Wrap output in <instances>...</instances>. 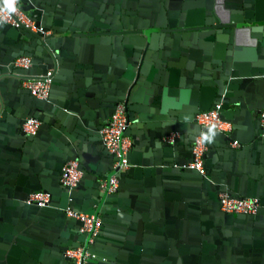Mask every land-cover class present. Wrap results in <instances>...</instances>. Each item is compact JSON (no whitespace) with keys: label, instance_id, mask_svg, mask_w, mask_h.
<instances>
[{"label":"crops","instance_id":"1","mask_svg":"<svg viewBox=\"0 0 264 264\" xmlns=\"http://www.w3.org/2000/svg\"><path fill=\"white\" fill-rule=\"evenodd\" d=\"M31 3L47 30L61 35L50 42L59 61L52 96L67 111L19 91L8 63L24 49L39 57L46 51L34 37L5 28L0 264H71L63 247L78 240L75 222L53 209L32 215L14 201L40 177L44 161L56 169L67 153L82 157L90 171L84 190L93 193V175L110 165L95 128L127 93L136 166L97 212L104 232L93 264H264V219L221 213L213 185L160 167L187 158L199 130L194 113L210 108L233 76L228 116L236 117L242 146L231 148L224 135L206 131L212 137L207 164L217 183L264 197V140L255 135L264 107V81L256 78L264 76V0H28L25 7ZM249 20H259L261 29L233 26ZM29 114L42 117L44 126L26 142L18 119ZM173 127L184 138L162 145L160 136Z\"/></svg>","mask_w":264,"mask_h":264},{"label":"water","instance_id":"2","mask_svg":"<svg viewBox=\"0 0 264 264\" xmlns=\"http://www.w3.org/2000/svg\"><path fill=\"white\" fill-rule=\"evenodd\" d=\"M26 2H28V0H21L22 9L25 10L31 16V18L36 21L37 24L42 25L44 27V29L47 30L48 27L43 23V21L37 15V13L40 12V8L34 3L33 4L31 3V7L26 8L25 7ZM29 9H31L32 11H29ZM257 22H259V20H257V21L249 20V21L234 23L233 26H235V27L243 26V27H247L251 31H257V30H260L261 26H262L261 23L259 24ZM5 28H8L9 31H15V32L23 33V35H25V37H27V38L34 37L35 39H37V42H39L41 44V46L46 51V54L44 53L43 56L39 57L33 48L24 49V50H21L19 53H17V55L13 59H11V61L8 63V69L10 71H14V73H17V76L19 78V91L24 94V97H26L27 99H29L31 101H34V103L42 102V103L49 105L50 107H53L56 110L67 111L66 107L60 103H57L53 99V96H52L53 88H54V84H55V80H56V75H57V71H58L59 61H58V55L55 54V51L53 50V47L50 44V42L52 39H54L56 37L57 38L61 37V35L56 33V31L50 32L49 34H44L41 32H34V31L30 30L29 28L24 27V26L16 27V26H13V25L5 23V22H0V33ZM20 55H28L32 58V65L29 68H20V67H16L14 65L15 58L20 56ZM48 71H51V77H52V84L50 87V93H49L48 98H46V99L38 98V97L32 95L30 93V91L22 85L23 80H25L27 78L43 77V76L47 75ZM256 78H262L261 81H264V76H260V77H256ZM234 79L235 78H233V76H228V78L226 79V82L224 83L226 88L224 90L218 91V93L215 97V101H214L213 105L211 106V107H213L216 103H221V108H220L221 117L232 123V130L230 132H224V131H220V130H217V129H214L211 127H207V126H203V125L198 124L195 120V116L200 111L199 110L196 111L194 113L193 121H194L195 125H197L199 130L191 140L190 153L188 154L187 158L181 162L174 161L173 163H162L160 165V167L162 169L164 167L171 168L174 171H177L178 173H182L183 175L194 176V177L200 179L201 181H203L205 183H209V184L213 185L215 187V193H216L217 201H218V208L217 209L221 213L229 215L232 218H238L240 216H243V217H246L252 221L253 220H262V219H264V197L258 193H247L244 191L242 192V191L236 190L232 186L217 183L216 179L214 178V176H213L212 172L210 171L208 164H207V155H208V152L210 149V143H209V140L204 139V137H207L206 131H215L217 133L224 135L225 138L228 140V143H227L228 146L231 148H237V147H234L232 145V142L234 140H237L239 142L238 147L242 146V143H241L240 137H239L238 124L236 121V117L233 115L228 116V112H232L228 108L229 104L227 103L228 88L230 87V85ZM131 101H132L131 93H127V94L119 97L118 99H116V101L113 103L112 109H111L108 117L105 119V121L103 123L99 124L95 128L96 134L98 135V138H99L100 144L104 150V153H106L110 159V165H109V168L104 173H102V174L96 173L93 175V178L95 179V184L93 187V189H94L93 193L94 194L93 193L88 194L84 190V184L86 182V178L90 174V171L87 167H85L82 157L80 155L78 156V155L73 154V153H67V154L60 155V157L61 156L62 157H61L60 162H59L56 169H50L49 168V164H50L49 160L44 161L43 167L40 171V177L39 178L36 177V181L33 184H30V185L28 184L29 185L28 190H26L23 193V195L20 197V199H17L14 201V203H16V205L21 206L25 212L31 213L32 215L40 214L41 211H43L44 209H53V210H57V211L62 212L64 214V216L67 219H69L71 222L72 221L75 222V224H76L75 231L78 235V240L75 243H72L70 245H66L65 247H63L64 251L68 247L77 246V245L81 244L82 242H85L86 237H87V233L80 231V226H81L82 222L79 219L75 218L74 216L67 215L65 208L69 206L70 208H72L76 212H86L89 214H93V213H97V212L103 213L104 207L107 205V201L111 197H114L117 194H119L120 190L122 189V184L125 180L126 175H128V173L133 168H135V166H136V164L131 159V153H132L134 146L137 142L133 137L130 136L131 135L130 129L132 127V120H133L132 114L130 111V102ZM119 102H123L126 105L129 124L125 130V134H127L131 137L132 146L127 153V159H128V163H129L128 168H126L123 171H118L116 174L117 178H118V183H119L117 190L115 192L108 193L101 186V179L103 177L109 176L111 174V172L113 171L114 158L108 152V150L105 148V146L103 144L102 134H101L100 130L108 122V120L111 117L112 112L114 111L115 106ZM31 103H33V102H31ZM210 108H208V109H210ZM208 109H206V110H208ZM263 109H264V107H261L258 111L256 133H255L256 138H259L261 140L262 139L264 140V126L261 124V121H260V113ZM29 117H36V118L41 120L40 128L38 129V131L35 134H26L22 129L23 122ZM18 124H19V128H20V136L22 137V139L24 141L30 142V141H33L34 139H36V137L40 134V132L44 126V121H43L42 117H40L39 115L29 114V115H25V116L21 117L20 119H18ZM174 131L179 132V135L173 141L165 140V136H167L168 134H170L171 132H174ZM197 136H201L204 143L206 144V150H205L204 155H203L204 173L199 172L197 169L190 168V167L186 166L193 159L192 146H193V143H194ZM183 138H184V136H183L182 130L178 127H173V128L167 129L166 131H164L162 133V135L160 136V141H161L162 145H164V146H174V145H177ZM71 159H77L79 161V169L82 171V177H81L79 183L77 184L76 187H73V188H69V187L63 185L60 181V173H61L62 166L64 165V163L66 161H69ZM41 189L47 190L51 193V200L47 206H38L36 204L28 203L25 201V199L28 197V195L30 193H32L33 191H36V190H41ZM225 192H227L233 196H239V197H245V196L258 197L259 202H260V206H259L258 210L256 211V213H252V214L226 212V211L221 209L220 202H219L220 194L225 193ZM63 197L65 198L64 200H66V203H64V204H62V198ZM84 200H86V201L90 200L91 206L83 207V201ZM102 220H103L102 227L100 228L98 235L95 237L94 242L90 246V251L95 256H93L89 259V264H93L94 260H96V256H98V253L96 252L94 247L104 232L103 216H102ZM71 264H72V262H71Z\"/></svg>","mask_w":264,"mask_h":264},{"label":"built area","instance_id":"3","mask_svg":"<svg viewBox=\"0 0 264 264\" xmlns=\"http://www.w3.org/2000/svg\"><path fill=\"white\" fill-rule=\"evenodd\" d=\"M12 8L9 9L4 0H0V22H5L13 26H24L34 32L49 34L50 30L44 29L40 24H37L31 16L22 9L21 0H14ZM14 65L20 68H29L32 65V58L28 55H20L15 58ZM52 84L51 71L47 75L37 78H27L23 80L22 85L27 88L30 93L38 98L46 99L50 93ZM221 103H216L208 110L200 111L196 114L195 120L198 124L211 127L220 131L230 132L232 123L221 117ZM260 121L264 126V109L260 113ZM129 124L126 105L119 102L111 114L108 122L101 128L103 144L108 152L114 158L113 171L109 176L101 179V186L106 192H115L118 188L117 172L128 168L129 163L127 153L132 146V139L125 134V130ZM41 120L36 117L27 118L22 129L26 134H35L40 128ZM179 132L174 131L165 136V140L173 141ZM234 147L239 146V142H232ZM206 150V144L201 136H197L193 146V159L186 166L197 169L204 173L203 155ZM82 177V171L79 169V161L71 159L66 161L62 166L60 173V181L63 185L73 188L76 187ZM51 200V193L47 190H36L28 195L25 199L28 203H33L38 206H47ZM220 207L222 210L231 213H256L260 206L258 197H239L233 196L227 192L221 193L219 196ZM66 214L79 219L82 224L80 231L87 233L85 242L73 247H68L64 255L70 259L72 264H89V259L95 256L90 251V246L94 242L102 227V217L98 213L89 214L86 212H76L69 206L65 208Z\"/></svg>","mask_w":264,"mask_h":264},{"label":"clouds","instance_id":"4","mask_svg":"<svg viewBox=\"0 0 264 264\" xmlns=\"http://www.w3.org/2000/svg\"><path fill=\"white\" fill-rule=\"evenodd\" d=\"M5 4L8 6L9 9H12L13 11L15 9L12 8L14 0H4ZM214 135V134H213ZM212 137H204V139L211 141Z\"/></svg>","mask_w":264,"mask_h":264}]
</instances>
